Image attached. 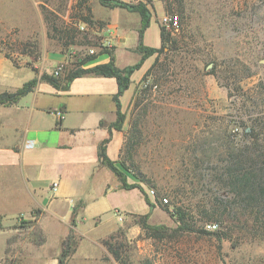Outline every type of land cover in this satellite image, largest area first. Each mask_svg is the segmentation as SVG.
I'll return each instance as SVG.
<instances>
[{
	"label": "rangeland",
	"instance_id": "obj_1",
	"mask_svg": "<svg viewBox=\"0 0 264 264\" xmlns=\"http://www.w3.org/2000/svg\"><path fill=\"white\" fill-rule=\"evenodd\" d=\"M79 2L0 0V54L8 55L28 69H16L7 62L2 68L7 80L0 81V94L7 90L5 86L15 87L34 77L35 66L40 75L50 70V75H54L61 68L58 76L61 77L66 68L78 66L87 56L100 51L106 37L104 30L98 28L88 31L89 39L85 43L68 49L47 35L43 10L52 12L60 25H70L80 18ZM184 2L187 18L180 23V28L163 26L171 32L176 44L169 43L159 55L160 64L154 74L158 73V78L151 75L142 85L143 90L149 86L148 90L144 92L140 87L138 102L132 103L131 99L122 110L126 119L118 131L124 141L117 161L125 162V168H121L128 176V183L140 185L152 202L157 200L159 210L152 215L151 223L170 231L163 240L148 237L133 217L124 218L115 233L124 232L119 243L129 248V264H264V241L241 239L237 244L236 237L243 234L238 232V227L232 238H226L225 230L218 224L202 221L196 207L203 198V177L208 172L207 164L200 160L210 158V166L216 165L229 145L230 136L239 146L246 125L264 116V0ZM87 4L99 17L114 16L117 10L131 13L125 9L110 11L100 0H88ZM148 7L156 13L153 1ZM178 9L176 5L172 13L166 10L165 13L180 17ZM132 16L130 25L137 27L139 15ZM133 27L129 28L133 30ZM34 46L39 61L21 54ZM47 54H53V59L61 54L64 62L52 69L47 63L44 68L43 59ZM135 57L128 55L125 63L136 62ZM152 191L155 196L151 195ZM164 198L169 201L168 207L163 205ZM185 214L188 215L186 226L196 228L198 233L174 232ZM102 221L100 233L105 236L114 222L111 215L102 217ZM90 222L93 220L87 225ZM1 225L9 232L7 236L18 242L10 247L7 255L1 256L4 242L0 238V264L7 261L58 264L51 257L34 261L37 252H29L36 248L29 241L31 227L35 225L31 219L20 216L12 222L2 220ZM134 225L140 228L136 235L131 234ZM42 229L52 241L50 248L53 249L54 243L67 234L68 225L64 218L57 221L48 217L42 222ZM89 244L95 252L100 250L97 245Z\"/></svg>",
	"mask_w": 264,
	"mask_h": 264
},
{
	"label": "crops",
	"instance_id": "obj_2",
	"mask_svg": "<svg viewBox=\"0 0 264 264\" xmlns=\"http://www.w3.org/2000/svg\"><path fill=\"white\" fill-rule=\"evenodd\" d=\"M152 1L156 13L142 42L146 47L160 49L162 19L166 13L163 0ZM98 11L101 12L100 9ZM131 13L117 10L114 16L99 17L94 9L92 11L95 20L107 23L103 32L107 42L115 47V62L119 69L134 66L142 59L138 52L141 16L137 13L140 23L136 27L130 25L134 20ZM130 26H134L133 30ZM131 54L136 56V62L125 63ZM52 57L53 54H47L43 59L44 68L47 63L51 64L52 69L64 62L61 54L55 59ZM156 58L157 54L148 58L141 69L132 75L130 89L120 98L122 110L129 105L136 85L142 81ZM109 61V55L103 54L84 65V68ZM7 62L16 68L11 60L0 54V81L7 80L2 70ZM16 69L28 70L23 66ZM32 72L34 77L15 87L5 88L6 91H14L38 78L35 89L18 103L0 110V238L4 242L1 256L7 255L17 241L7 236L9 232L1 221L12 222L21 216L35 224L31 227L29 241L36 248L29 252H37L36 262L47 257L58 260L62 243L72 228L79 235V243L69 264H118L99 244L100 240L114 234L122 225L118 214L129 219L151 213V223L152 215L159 208L151 210L140 189H122L117 176L99 161L98 146L105 139L111 137L107 153L112 161H117L123 146L121 132H111L107 128L117 121L118 108L114 99L118 92L117 80L84 75L75 79L68 90H60L39 80L40 76ZM101 122L106 126L102 127ZM54 184H57L56 188ZM38 211L41 213L35 217ZM106 215H111L114 223L104 236L100 233V227L104 224L102 217ZM48 217L57 221L64 218L68 225L67 234L54 243L53 249L50 248L52 241L42 229V222ZM72 220H75V227L70 224ZM89 220L93 222L87 225ZM36 231H41L46 239L41 246L31 240ZM139 232L140 228L136 225L131 227L132 235ZM89 243L97 245L100 250L95 252ZM10 263L16 264L14 261Z\"/></svg>",
	"mask_w": 264,
	"mask_h": 264
},
{
	"label": "trees",
	"instance_id": "obj_3",
	"mask_svg": "<svg viewBox=\"0 0 264 264\" xmlns=\"http://www.w3.org/2000/svg\"><path fill=\"white\" fill-rule=\"evenodd\" d=\"M79 1L77 9L81 13L80 18L75 19L76 17H74L73 19H75V21L71 22L72 24L70 25H60L54 18L55 16L52 12L43 10L44 21L48 28V37L57 39L63 49H68L71 46L85 43L84 40L87 41L89 39L88 35L90 32L88 31L95 30L96 28L102 31L107 26L105 22L94 19L92 10L87 4L88 0ZM146 1L147 3L141 1L138 3H128L122 0H100L101 5L108 9H125L129 12L138 13L141 16V27L139 29L141 42L138 46V52L142 55V59L136 65L125 69H119L115 62V47L106 48L100 46L99 52H94L92 55L87 56L78 66L75 65L72 68H66L61 77H56L47 73L40 75L39 80L45 81L60 90H68L75 79L83 77L84 75L93 74L106 78H115L118 83V92L114 99L118 110L117 121L107 126L111 132L112 130L121 131L125 122L126 116L122 113L120 98L130 89L132 75L137 70L141 69L143 63L148 58L157 54L156 61L145 74L132 97L131 102L136 103L138 102L140 87L142 88V91L145 92L148 90L149 86H146V89L143 90L144 88L142 85L148 80V78L151 75L158 78V73H156V75L154 74L156 68L160 64L159 55L163 53L169 43L176 44L172 38L171 32H167L166 28L161 26L162 47L160 49H154L144 46L142 42L143 37L145 31L149 28L153 17V13L148 7V3L151 4L152 1ZM163 1L167 13H172L174 6L178 5L179 9L177 12L180 13L181 23L186 20L187 10L184 0ZM173 16H177V14L175 13ZM82 24L87 25L86 31L80 29V25ZM88 44L91 45L92 43L88 42ZM36 51L37 47L34 46L31 50H23L21 54H27L35 60H38L39 53ZM103 54L109 55L110 61L108 63L99 64L92 68H84V65L96 60ZM5 57L11 60L16 68H21L20 64L15 60H12L8 55ZM33 71L37 76L39 75L38 69L34 68ZM37 83L38 78H35L14 91L2 92L0 94V110L2 107L18 103L23 97L35 89ZM100 125L102 127L106 126L104 122H101ZM243 134L242 143L239 146L235 144L233 136H230L229 145L221 155V158L218 159L216 165L210 166V163L212 162L210 158H202V160H200L202 164H207L205 170L208 172L203 177V198L196 206L198 215L202 216L204 219L202 221L210 224H218L220 228L225 230L226 238H232V234L234 235L238 227L240 229L238 232H242L243 234L236 237L235 240H237V244L243 239L246 241H264V116H258L252 120L250 125H246ZM110 142L111 137L102 141L98 146L100 164L109 168L117 176L122 189H140L145 195L146 202L151 210L157 207V200L156 203L152 202L140 185H130L128 183V176L122 170V168H125V162L120 163L118 161H112L109 158L107 150ZM118 164H120V166H118ZM163 205L168 207L167 204ZM40 213L41 212L38 211L35 214V217L36 215L39 216ZM187 216L188 215L186 214L185 216L183 215L180 220V227L174 231L175 233L179 234L181 231L198 233L196 228L186 226ZM134 217L136 218L135 224L139 225L148 237L163 240L170 231L165 226H154L150 224L149 220L151 213L142 216L136 215ZM71 225L72 227H75V220H72ZM193 226H195V224H193ZM123 233L124 232L122 231L119 234L123 235ZM204 233L206 232L204 231ZM120 235L114 233L101 240L100 243L118 264H129V248L127 245H124L121 242L119 243ZM31 240L38 246H41L46 241L41 231L33 233ZM78 243L79 237L76 235L74 229L71 228L70 233L62 243V250L58 258V264H69L70 259L77 250ZM5 264H9L8 261Z\"/></svg>",
	"mask_w": 264,
	"mask_h": 264
},
{
	"label": "built area",
	"instance_id": "obj_4",
	"mask_svg": "<svg viewBox=\"0 0 264 264\" xmlns=\"http://www.w3.org/2000/svg\"><path fill=\"white\" fill-rule=\"evenodd\" d=\"M180 23H181V21H180V17L178 15L177 16H168V15H166L162 19L163 26L171 27V28H174V29H179ZM80 29L82 31H84V30L86 31L87 30V25H85V24L80 25ZM106 39L107 38L104 39V42H103L102 46L103 47H106V48L107 47H113V46H111V44H109V42H107ZM60 70H61V68H60ZM60 70H58V71L55 72L54 75L56 77L60 76V72H59ZM56 187H57V184H54V188H56ZM150 193H151L152 196H155V192L154 191H152ZM163 202L165 204H168V199L167 198H164L163 199ZM118 219H119L120 222H123L124 221V216L122 214H118Z\"/></svg>",
	"mask_w": 264,
	"mask_h": 264
}]
</instances>
